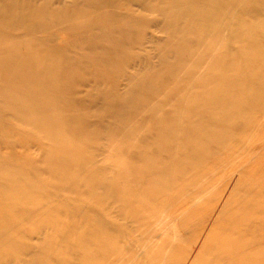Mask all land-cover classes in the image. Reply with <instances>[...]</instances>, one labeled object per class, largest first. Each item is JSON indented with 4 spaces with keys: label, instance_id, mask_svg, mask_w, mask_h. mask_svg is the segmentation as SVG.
Returning a JSON list of instances; mask_svg holds the SVG:
<instances>
[{
    "label": "bare ground",
    "instance_id": "bare-ground-1",
    "mask_svg": "<svg viewBox=\"0 0 264 264\" xmlns=\"http://www.w3.org/2000/svg\"><path fill=\"white\" fill-rule=\"evenodd\" d=\"M24 253L264 264V0H0V264Z\"/></svg>",
    "mask_w": 264,
    "mask_h": 264
},
{
    "label": "rangeland",
    "instance_id": "rangeland-1",
    "mask_svg": "<svg viewBox=\"0 0 264 264\" xmlns=\"http://www.w3.org/2000/svg\"><path fill=\"white\" fill-rule=\"evenodd\" d=\"M97 104H101V102H96ZM98 106H100V105H96L95 107L97 108ZM95 107H94V109H93V114L91 115V119H93V118H95L96 116H97V113H98V111H96L95 110ZM148 132V129L147 128H145L144 130H143V135H146V133ZM122 155H123V153H122ZM32 157H33V159L35 160V163H37L38 164V166L39 167H41V166H44V164H45V157H43L42 155H40L39 153H36V152H33L32 153ZM121 158H118V160L121 162V163H119V162H117L118 164H123L122 162V160H120ZM109 164H111L112 165V162H109ZM160 164H162V162L160 163ZM117 165V164H116ZM115 165V166H116ZM116 169H114V172L115 173H117V172H119V169H118V166H117V172L115 171ZM50 190V189H49ZM49 190L48 189H45L43 192L44 193H49ZM20 206H22V207H26L25 206V203H22ZM116 206V205H115ZM116 210V209H115ZM211 211V210H210ZM211 213V212H210ZM113 215H115V213L113 214ZM17 224H21L22 223V221H21V223L20 222H16ZM117 223H119V222H117ZM120 224V223H119ZM119 224H117L118 226H119ZM114 226H116V225H114ZM117 228V227H116ZM28 231H30V230H27L26 232H25V239H26V241H28V243H30V245H31V248H35V250H37V252L39 251V252H45L44 251V246L46 245L45 243H44V241H42L41 240V238H42V236H40L41 234L40 233H38L37 232V230L35 229V230H32V231H30V232H28ZM164 237L165 238H169V237H171L168 233H165L164 234ZM56 243V242H55ZM129 243H127V244H125V245H128ZM173 244L175 245V244H178V241H175V242H173ZM29 245V244H28ZM52 246H54L53 244H52ZM161 249H162V246H161V241L159 240H156L155 241V244L153 245V246H151V247H148V255H149V257H151V258H153L154 256H158L159 254H160V251H161ZM27 251V250H26ZM31 252H32V249H31ZM165 253H163V256L160 258L161 259V261L160 262H163V260H164V257H165ZM33 256V254H28V255H26V253H24L23 255L21 254V256L17 259V260H15V261H12V260H7V261H4V264H26V263H24V260H28V261H30V263L31 264H33V262L35 261V260H37L38 261V259L34 256V257H32ZM93 257H94V255L93 254H89L88 256H87V259H90V260H92L93 259ZM59 259H61V260H65L66 259V261L68 260V255H66L65 253L64 254H62V255H60L59 256ZM159 259V260H160ZM36 261V262H37ZM41 262L43 263V260H41ZM70 262H73V263H75V264H79V261H78V257H77V255L76 256H71L70 255ZM44 264V263H43ZM46 264H48V262H46Z\"/></svg>",
    "mask_w": 264,
    "mask_h": 264
}]
</instances>
